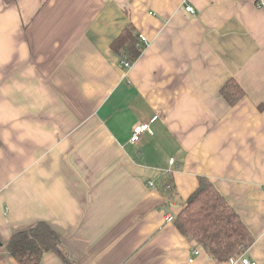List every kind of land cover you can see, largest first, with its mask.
Listing matches in <instances>:
<instances>
[{
	"label": "crops",
	"instance_id": "crops-1",
	"mask_svg": "<svg viewBox=\"0 0 264 264\" xmlns=\"http://www.w3.org/2000/svg\"><path fill=\"white\" fill-rule=\"evenodd\" d=\"M201 176L264 264V0H0V264L39 221L61 235L39 264H229L166 218Z\"/></svg>",
	"mask_w": 264,
	"mask_h": 264
},
{
	"label": "trees",
	"instance_id": "trees-1",
	"mask_svg": "<svg viewBox=\"0 0 264 264\" xmlns=\"http://www.w3.org/2000/svg\"><path fill=\"white\" fill-rule=\"evenodd\" d=\"M138 42V34L129 25L113 40L112 45L117 51H126L132 63L141 54L142 47ZM222 93L230 103H235L244 91L237 82L229 80ZM164 187L168 191L173 189L169 179ZM180 206L173 216L175 226L220 261L240 254L251 241L250 231L241 215L214 182L205 176L199 177V186ZM60 245V233L47 222L39 221L30 229L13 234L7 250L19 264H39L47 251L60 250Z\"/></svg>",
	"mask_w": 264,
	"mask_h": 264
},
{
	"label": "built area",
	"instance_id": "built-area-1",
	"mask_svg": "<svg viewBox=\"0 0 264 264\" xmlns=\"http://www.w3.org/2000/svg\"><path fill=\"white\" fill-rule=\"evenodd\" d=\"M186 9L188 11H192L193 10V7L191 5H186ZM141 40L144 41L145 43H147L146 41V38L143 36V35H139ZM123 64L126 66V67H129L132 63L131 61L128 59V57H125V59H123ZM147 129H149V122H137L133 125L132 127V135H131V138L130 140L132 142H137L140 140L141 138V135L144 131H146ZM174 161V158H171V162ZM150 184L152 186H154V183L153 182H150ZM167 220L168 221H171L173 219V217L171 215H167ZM198 252V251H197ZM196 253V251H195ZM238 261H241L243 264H257L256 261H253L251 260L249 257H246L245 255H239L238 257H230L228 259V263L229 264H235L237 263Z\"/></svg>",
	"mask_w": 264,
	"mask_h": 264
}]
</instances>
